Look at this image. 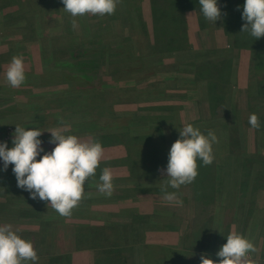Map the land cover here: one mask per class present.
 I'll list each match as a JSON object with an SVG mask.
<instances>
[{"label":"rangeland","instance_id":"obj_1","mask_svg":"<svg viewBox=\"0 0 264 264\" xmlns=\"http://www.w3.org/2000/svg\"><path fill=\"white\" fill-rule=\"evenodd\" d=\"M147 2L149 0H140L144 20L149 26L151 22L145 14L148 12ZM244 3L245 0H224L223 14L226 20L224 24L228 29L229 41H237L243 47L255 45L256 51L259 52L264 50V37L255 39L250 32L241 31L246 23L242 19ZM217 4L222 11V1L217 0ZM117 14L118 17L107 21V28L103 33L101 32L102 36H99L102 41L105 39L106 41L101 43L98 39L99 47L101 44L113 47L127 44L124 40L128 35L129 27L133 28V25L124 13H119L117 10ZM90 15L72 17L65 11L62 0H0V143H7L8 148L14 147L16 126L23 127L25 130L39 129L43 131L38 138L42 141L41 146L44 149V152L37 157L39 160L55 147V144L49 143L52 138L49 132L51 130L61 129L65 135L77 136L81 141H92L101 133L107 135L116 131L125 133L123 127L128 126L136 129V132L131 131L134 133L132 135H140L144 144L158 146L169 154L172 144L181 138L180 131L188 124L196 128L219 124L218 119H221V115L226 116L229 112L233 115L234 111L246 110L249 105L256 106L260 112H264V96L256 93V84L264 78V74L258 75L252 71L253 53H250V50H237L232 47L225 50L229 47V43L222 19L213 22L204 18L200 24L189 20L187 25L189 46L186 50L184 48L172 56H167L162 63L160 56L147 57L150 62L158 61V66L175 71L172 74L169 73L168 77L150 75L135 81L132 79L117 82L109 80L110 73L115 68L111 69L113 60L107 65L103 62L106 66L93 70L82 63H77L81 51L92 49L97 45L91 37L92 23L106 20V16L94 20L89 18ZM74 19L75 27L72 23ZM134 25L136 26L133 30V43L128 45L135 46L139 38L147 42L139 24ZM54 34L55 36L51 38ZM77 43H80L78 48ZM46 46L51 48L48 51L49 56ZM61 47L65 50H61ZM145 48L149 52L146 45ZM208 55L215 57L213 61L231 59L232 66L226 71L225 80L220 81L216 78L217 73H206L209 78L208 84L219 85L224 82L222 94L219 96H216V93L210 94L205 83H200L201 89L197 90L191 86V82L185 81L192 76V67L199 65L200 61ZM14 56H22L25 67L26 80L19 88L11 87L6 78L7 69ZM66 71L79 74V78L86 82L77 81V79L65 81L63 75L64 72L67 73ZM174 76L176 79L173 78ZM153 87L170 88V90L165 95V102L159 97L157 101L150 104L153 107L173 106L174 109H139L140 103L137 102L139 99H152L150 97L156 95L153 93ZM147 89H149L148 92ZM69 90H75L78 96L70 93ZM97 93L102 94L100 96ZM208 95L212 97L214 105L218 100H222L223 105L227 103L225 107H222L224 109L220 115L216 117L217 121L210 117ZM154 128L159 131L154 133ZM239 131L242 132L241 128ZM214 133L218 143H214L213 161H222L227 151L225 146L227 133L218 128ZM125 139L128 141L129 138ZM240 143L244 146L250 144L252 149L256 148V151L259 148V156L252 152L253 159H257L252 160V167L264 172V124L259 129L252 128L250 132L244 129L240 136L239 147H241ZM109 147L106 144L103 150L111 152L115 149L114 146L110 149ZM247 153L249 155L248 151ZM239 158L235 160L236 166L232 176H238ZM13 167L14 165L10 164L7 170H4L3 160L0 159V183L1 179L5 178L7 181L10 179V184L12 182L17 186ZM108 169L113 174L112 195L108 197L99 191L98 185L102 183L100 176L88 179L84 185V199L78 207L73 209L70 217L60 216L49 202L41 201L39 198L32 199L30 192L18 186L13 188L17 192L15 195L8 193L11 190L10 187L0 186V226L10 224L22 239L35 244L38 259L31 261V264H66L69 259H73L74 250H77V259L83 261L84 253L88 250L83 247L90 244L91 236L87 227L88 225L96 227L103 225L102 223L113 225L103 228L104 238L106 234H111V241L112 237L120 236L119 243L126 247L125 253H121L126 257V263L137 264L139 261L137 243L140 240L136 233L139 232V228L146 226L144 222H132L137 216L131 219L132 212H130L129 204L132 201L167 205L169 208H163L167 212L154 213L149 218L151 227H155L154 224L169 222L177 228L178 246L193 248L195 241L189 235L190 228L187 225L188 218L196 219L199 216L201 204L197 200L198 196L194 198L189 189H186L179 194L176 193L178 201H181V197L184 196V202L181 205L175 201L166 200V193L163 190L164 182L169 179L166 168L162 169V172L151 174L150 179L144 176L145 178L136 180L125 178V174L124 178H121L122 166H109ZM254 171H250L251 175ZM204 178H206L205 174ZM203 185L204 182H198L197 186ZM250 187L254 189L252 203L255 211L244 232L240 230L241 226L236 224L234 217L238 222L240 221L241 225L246 217L239 211H235L234 216L231 204L235 202V199L229 195L225 200L221 190L219 192L221 195L217 196L216 202L210 201L207 204L204 202L205 206L212 205V208L208 209L211 214L206 212L205 215V227L209 226L212 217L216 223L215 226L219 227L220 219L225 217L227 223H232L229 234L235 232L247 238L258 249L257 252H250L249 257H259L264 256V176L258 178V181L256 179L255 186ZM250 187L246 190L247 199L251 197ZM235 192L236 196L237 192ZM221 197L222 200L218 201ZM107 203L118 206L124 211L110 214L112 212H109ZM95 205L107 207V210H93L92 207H96ZM114 227L117 231H113ZM206 233H201L202 239H198V245L201 247L198 249H208L217 253L220 247L216 241L214 242L211 230L208 231L211 242L208 241ZM201 240L204 243H201ZM56 257H60L59 260Z\"/></svg>","mask_w":264,"mask_h":264},{"label":"trees","instance_id":"obj_2","mask_svg":"<svg viewBox=\"0 0 264 264\" xmlns=\"http://www.w3.org/2000/svg\"><path fill=\"white\" fill-rule=\"evenodd\" d=\"M221 1L223 29L226 33L229 43V47L225 50H229L230 47L237 50H250V53H253V68L251 66V68L253 69L252 71L256 72L258 75L264 74V50H259V52H257V47L255 45L243 47L242 44H239L237 41V43L229 41V37L227 34L228 29L224 24L226 22L225 14H223L224 0ZM147 4L148 5H146V8L148 12H145V14L148 15L150 19L151 25L149 26L144 20V16L141 11L140 0H121V3L117 5V9L113 15H104L106 16V20L103 21H94L91 25V27H93V30L91 31V37L97 43V45L92 49L81 51L80 58H78L77 63H82L85 65V67L91 68V70H93L103 68V66H106L113 60V65L111 66V69L114 67L116 69L114 68L110 73L111 77L109 80H114L117 82H123L132 79L135 81L139 78L144 79L150 75H154L155 77H168L169 73H174L175 71H169L165 67L158 66V61H154V63L150 62L147 57L149 58V56L152 55H156L158 57L160 56V62L162 63L164 62V58H166L167 56H172L173 54L182 51L184 48V50H186V48L189 46V40L187 39L188 22L193 20L200 24L202 22V19L205 18L203 13L201 12L199 0H149ZM117 10H119V13H124L125 17L127 16L130 19L129 21L131 22V25H133V28L129 27V31L127 32L128 35H126V39L124 40L127 42V44L120 47H113L111 45L101 44V47H99L100 43L98 42V39L101 41V43H105L104 41H106V39L102 41V39L100 38L102 36L101 32L103 33L104 30L107 28V21L119 16L117 14ZM100 17L103 16L90 15L89 18H94L95 20ZM137 23L140 26L143 36L147 38V42L144 41V39L139 38L137 39L135 46L128 45L129 43H133V30L136 26L134 24ZM53 36H55V34L52 35L51 38ZM79 45L80 43H77V48L79 47ZM145 45L148 48L149 52L146 50ZM46 49L48 55V51L51 48L49 46H46ZM53 49L55 48L53 47ZM61 50H65V48L61 47ZM213 57L214 56L208 55L206 58L200 61L199 65H196V67H192V76L188 77V79H186L185 81L186 83L191 82V86H194L197 90L199 88L201 89L200 83H205V85L207 86V90L210 94L216 93V96H219L222 94V84L224 82H221L219 85L208 84L209 78L206 73H217L216 78H219L220 81L221 79L225 80L227 75L226 71L229 70V67L232 66V63L230 62L231 59L229 58L219 60V62L218 60L213 61ZM103 62H106V65H103ZM62 70L64 69L62 68ZM78 75L79 74L71 72H67L65 74L64 72L63 79H65V81L67 82L76 79L77 81L83 80L80 79ZM173 78L176 79L175 76ZM95 86L97 87V85ZM153 89V93H156V95L150 97L152 99L146 98L139 99L137 101L138 104L140 103V110L152 108L174 109L173 106H170L168 108L165 106L153 107V105H151L150 103L157 101L156 99L159 97L163 99V102L166 101L165 95L169 93L170 88L157 89L156 87H153ZM148 91L149 89H147V92ZM69 92L77 94L75 90H69ZM256 93L264 96V78L260 79V81L256 84ZM97 94L101 96L102 93ZM208 103L210 107V117L214 120H216V117H218L221 111L224 109H222V107H225L227 104L225 103L223 105L222 100H218L216 105H214L215 103L213 102L212 97L209 95ZM253 113L258 116L262 127L264 124V112H260V109H258L256 106L249 105L246 110L234 111L233 115H231L230 112L226 116L221 115V119H218L220 120L219 124H211L209 127L203 125L202 127L198 128L204 135H207L210 130H214L213 132H215V129L217 128L222 131H226L227 141L225 142V146L227 148V151L224 160L213 161V163L208 166L203 165V162L198 160V176L196 177L194 182H192L191 184L182 185L179 189H173L170 186H167V182H164V187L167 186L166 190L169 193L174 192L179 194L182 192V190L186 191V189H189L194 198L197 196L199 197V199H197L201 204L199 216L196 219L188 218L189 222L187 225L190 228L189 235H191L192 239H194L195 241L194 245L192 246V249L178 246L177 228L176 226L171 225V223H158L154 224L155 227H151L152 225H150L149 218L152 217L154 213L157 214L167 212V210L163 209L169 208L167 205L154 204L150 202L147 203V201L145 203H138V201H132V203L129 204V206L131 207L130 212H132L131 219H133V217L137 215L135 216L136 218L132 220V222H144V225L146 226L144 228H139V232L136 233V236L140 240L137 243L139 245V261L137 262V264H201L202 256L210 258L214 260L216 264H219V260L221 258L216 255L217 253H213L208 249H198L201 247H199L198 245V239H202V237H200L201 233L203 234L204 232H207L206 235L208 236L209 241L210 239L208 231L211 230V236L212 238H214V242H217L218 247L221 248L222 245L227 242V236L231 231L230 229L232 223H227L225 217H222L220 219L219 227L215 226L216 223L213 220V217L209 226L205 227L206 212L207 214H211L208 209L210 210L212 208V205L205 206V203L207 204L210 201L216 202L217 196L221 195L219 193L221 191L224 194L223 198L225 200L228 199L229 195H231V197L235 199V202L231 204L234 216V212L239 211L243 214V216L246 217V219H243V223L241 225L240 221L238 222L237 218L234 216L233 217L237 222L236 224L241 226L240 230L243 232L246 230V227L255 211L252 203L254 189L250 186H255L256 179L258 181V178L260 179L264 176V172H261L257 169H253L252 167V160H257L253 159L252 152L253 154L258 155L259 148L258 151H256V148L252 149L250 144L244 146V144L241 143V147H239L240 136H242L243 130L246 129V131L250 132L252 129L251 125L249 124V117ZM239 127L241 128L242 132L239 131ZM154 129V133L159 131L156 128ZM123 130H125L126 132L122 133L121 131H116L113 134L108 135L105 133H101L95 136L92 140L100 142L103 146V149L105 148L106 144L110 147H115V149L113 151L111 150V152L104 151L100 166L97 168L94 177L100 176L102 174L103 169L108 168L109 166H122L123 173L121 175V178H124L125 174V178L129 180H136L137 178L143 179L145 177L147 179H150L151 177L149 176H151V174H156L158 171L162 172V169L167 168L169 158V154H167V152L162 151L158 146L154 147L153 145L144 144L141 140L140 135H132L134 133L131 131L134 130L136 132V129H132L126 126L123 127ZM130 135H132V137ZM126 137L129 138L128 141L125 139ZM214 151L215 149L213 144V153ZM247 151L249 152V155ZM237 157H240L237 163V165L239 166V173L238 176H232V172L234 171V168L236 166L235 160L237 159ZM251 170H255L252 175L250 173ZM203 171L206 178H204ZM116 174H118V171H116ZM94 177H90L89 179H93ZM9 180L7 181L5 180V178L1 179L0 186L4 188L10 187V191H8L7 189L8 193L15 195L17 192H15L13 188L17 186L12 182L10 184ZM197 181L204 182V185L197 186ZM249 187V194L251 195V197L247 199L246 190ZM258 187H260L259 183ZM234 192L236 193V196L234 195ZM221 200L222 197L218 199V201ZM183 202L184 196L181 197V203H179L178 205H181ZM95 206L96 207H92L93 210H107V207L100 205ZM107 206L109 207V212H112L110 214H113L115 212L120 213L124 211L118 206H114L111 203H107ZM223 216H226V214H223ZM198 219L199 221L195 222V220ZM102 224L103 225H99L96 227L94 225H88L87 227L91 234L90 244L87 247L83 248H87L88 250H90V264H128L126 263V257L121 254L125 253L126 250V247H124V245H121L118 241V239H120L121 237L117 235V237H112L110 241L111 234H106L107 237L105 236L104 238V236L102 235L105 234L103 228H108L109 226L113 225L108 223ZM114 229L115 230L113 231H117L116 227H114ZM201 243H204V241L201 240ZM33 246H35V244H33ZM58 258L57 260H59ZM249 260L252 261V264H264V256L262 255L259 257H249ZM28 264H31V261H28Z\"/></svg>","mask_w":264,"mask_h":264},{"label":"clouds","instance_id":"obj_3","mask_svg":"<svg viewBox=\"0 0 264 264\" xmlns=\"http://www.w3.org/2000/svg\"><path fill=\"white\" fill-rule=\"evenodd\" d=\"M62 3L65 11L75 18L88 14L113 15L121 0H62ZM199 5L207 20L216 22L222 19L217 0H199ZM242 19L246 23L241 31L250 32L255 39L264 37V0H245ZM72 23L75 27V19ZM6 78L13 88H19L25 82L22 56L12 58ZM249 124L253 129L261 127L255 113L250 115ZM42 132L36 128L25 130L16 126L14 147L8 148L7 143H0V159L3 160L4 170L10 164L14 165L17 186L30 192L32 199L49 202L60 216L70 217L73 209L84 199L85 182L95 176L104 150L98 141H81L77 136L65 135L61 129H54L49 131L52 137L49 143L55 144L54 149L38 160L37 157L44 152L42 141L38 138ZM180 137L171 146L166 168L167 186L173 189L194 182L198 176V160L205 166L213 163V144L218 143L213 131L204 135L191 124L183 127ZM100 181L99 191L110 197L114 190L110 169H103ZM166 187L163 189L165 199L181 203L176 200V193H167ZM257 251L247 238L233 232L216 255L221 258L219 264H252L249 253ZM37 259V251L30 241L22 239L10 224L0 226V264H25ZM201 264L216 262L202 256Z\"/></svg>","mask_w":264,"mask_h":264},{"label":"crops","instance_id":"obj_4","mask_svg":"<svg viewBox=\"0 0 264 264\" xmlns=\"http://www.w3.org/2000/svg\"><path fill=\"white\" fill-rule=\"evenodd\" d=\"M74 251H75V253L73 254V259H69L66 262V264H90L91 263V255L90 254L88 255L89 250L85 251V253H84L85 259L83 261H81L80 259H77V250H74ZM69 258H71V257H69Z\"/></svg>","mask_w":264,"mask_h":264}]
</instances>
